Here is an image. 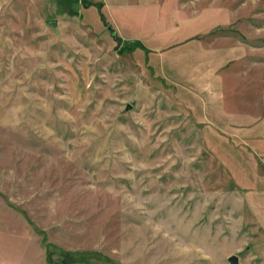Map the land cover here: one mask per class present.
<instances>
[{"label":"rangeland","instance_id":"1","mask_svg":"<svg viewBox=\"0 0 264 264\" xmlns=\"http://www.w3.org/2000/svg\"><path fill=\"white\" fill-rule=\"evenodd\" d=\"M85 1L0 0V264H264V0ZM207 43L237 136L167 82Z\"/></svg>","mask_w":264,"mask_h":264},{"label":"crops","instance_id":"2","mask_svg":"<svg viewBox=\"0 0 264 264\" xmlns=\"http://www.w3.org/2000/svg\"><path fill=\"white\" fill-rule=\"evenodd\" d=\"M78 1L86 3L85 0ZM98 3L100 5H107L111 9L117 7L121 8L123 6L129 7L131 5V0H95V4ZM129 34L131 38H128V40L131 41L132 44L134 41L139 40L135 32L129 31L128 35ZM196 50V67L194 69L190 68L186 72H183V75L180 74L181 72H177L175 70L174 77H171L172 79L167 78V82L175 84V87L177 88L176 90L180 91L185 96L191 95L194 97L196 95L195 97H197L198 100L197 104L199 112L202 115H207V118H209L208 114H214L216 119L218 118L216 117V115L220 113L233 115L235 118L228 117L227 119H224V121H218L226 123L224 128L227 130H233L235 132L233 134L237 136L236 134L241 133V127L245 126L247 128V119H249V115L252 117L254 111L252 108L251 110H248V108L252 107V104H247L246 101H239L237 103V101L235 102L234 100L233 104L231 102V98L229 100L227 99L225 91L230 89L232 91L233 89H236L238 82L240 81L236 80L235 82L233 81V84H230V81L232 80L229 79L230 77H226V75H224L223 73L226 62L231 59L232 55L234 57V54L231 55L230 51L226 52L221 49L213 48L212 46H209L208 43L203 46L200 45ZM168 56L172 57L173 52H170V55ZM149 60L150 59H148V61ZM239 60L240 58L238 59V61ZM173 64H175V62L172 63V65ZM150 65L154 66L151 63ZM160 65L161 63L158 61V73L163 77V73L160 70ZM165 77L168 76L165 75ZM237 106L244 108V110L241 111V109L237 108ZM215 107H218V109L216 110ZM237 119H239L240 121L238 122ZM253 123L254 122H252V124H249V129L251 128ZM258 143V145L264 147V141H258Z\"/></svg>","mask_w":264,"mask_h":264},{"label":"water","instance_id":"3","mask_svg":"<svg viewBox=\"0 0 264 264\" xmlns=\"http://www.w3.org/2000/svg\"><path fill=\"white\" fill-rule=\"evenodd\" d=\"M56 22H57L56 19L49 20V23H51V24H54ZM108 28H109V31L113 34L114 37L118 36L117 31L112 26H109ZM131 108H132V105L129 104L127 106V110H129ZM229 261H230L231 264H239V256L238 255H231L229 257Z\"/></svg>","mask_w":264,"mask_h":264},{"label":"trees","instance_id":"4","mask_svg":"<svg viewBox=\"0 0 264 264\" xmlns=\"http://www.w3.org/2000/svg\"><path fill=\"white\" fill-rule=\"evenodd\" d=\"M60 2L63 1L64 4H68L69 6L72 4V3H78L79 1L78 0H59ZM74 6V5H73ZM71 7L72 10H73V14H79L78 10L75 8V7ZM118 38V37H117ZM126 44V43H125ZM128 44V43H127ZM131 44V43H130ZM142 46V45H141ZM132 52L135 51L136 48H134L133 44H132ZM68 264H74V259H68V261H66Z\"/></svg>","mask_w":264,"mask_h":264}]
</instances>
